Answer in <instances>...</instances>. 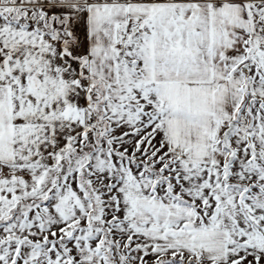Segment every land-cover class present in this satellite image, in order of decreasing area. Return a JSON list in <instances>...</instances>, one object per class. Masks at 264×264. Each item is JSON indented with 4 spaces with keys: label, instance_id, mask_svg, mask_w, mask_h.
Returning a JSON list of instances; mask_svg holds the SVG:
<instances>
[{
    "label": "snow or ice",
    "instance_id": "1",
    "mask_svg": "<svg viewBox=\"0 0 264 264\" xmlns=\"http://www.w3.org/2000/svg\"><path fill=\"white\" fill-rule=\"evenodd\" d=\"M0 264H264V0H0Z\"/></svg>",
    "mask_w": 264,
    "mask_h": 264
}]
</instances>
